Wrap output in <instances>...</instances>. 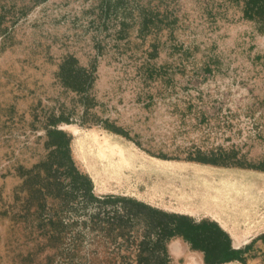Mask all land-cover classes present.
<instances>
[{
  "label": "rangeland",
  "instance_id": "rangeland-1",
  "mask_svg": "<svg viewBox=\"0 0 264 264\" xmlns=\"http://www.w3.org/2000/svg\"><path fill=\"white\" fill-rule=\"evenodd\" d=\"M243 9V0H0V264H160L158 218L103 198L198 221L210 215L178 199L188 183L205 188L198 171L224 175L252 221L264 216V17ZM51 127L69 136L98 199L49 154ZM214 203L206 195L202 205ZM226 226L246 251L225 264H264V233L250 240L248 222ZM164 244L169 264L191 253L206 264L181 236Z\"/></svg>",
  "mask_w": 264,
  "mask_h": 264
},
{
  "label": "trees",
  "instance_id": "trees-1",
  "mask_svg": "<svg viewBox=\"0 0 264 264\" xmlns=\"http://www.w3.org/2000/svg\"><path fill=\"white\" fill-rule=\"evenodd\" d=\"M244 16L247 18L264 17V0H243ZM106 127L116 133L124 134L115 126ZM48 139L46 144L52 146L49 154L58 159L57 164L64 166L65 171L79 177L84 192L92 199H98L92 192L91 179L80 172L76 167L70 152V138L62 129L51 127L47 131ZM125 135V134H124ZM215 163L214 161H211ZM130 201L133 206L143 208L150 216L157 217L155 227L159 229L155 245L161 248L160 264H169V254L165 247V242L172 236H181L190 243L194 249L202 250L203 260L206 264L223 263L231 260L242 261L241 253L246 249H234L231 246L227 232L221 228L217 222L209 219L198 221L191 219L184 213L167 212L155 206L144 203L140 200L125 196L106 194L103 200ZM131 205V206H132ZM125 206V205H124Z\"/></svg>",
  "mask_w": 264,
  "mask_h": 264
},
{
  "label": "bare ground",
  "instance_id": "bare-ground-1",
  "mask_svg": "<svg viewBox=\"0 0 264 264\" xmlns=\"http://www.w3.org/2000/svg\"><path fill=\"white\" fill-rule=\"evenodd\" d=\"M197 171V170H196ZM195 175L194 178H200L203 180L209 181L206 184H203L205 187L202 190L196 191L194 189L195 185H191L190 183L186 184L183 188L180 189V197L178 198L180 201V205L185 208V209H191L193 211L201 212L202 210L206 211H215L225 213L227 209H232V214L235 215V217L240 216L241 214H247L245 211L244 204H242V197L240 194L233 190H225V186L223 184H226L227 181L225 179H217L218 177H221L219 172H213V174H210V172H203V171H198L193 173ZM224 177V175H222ZM221 177V178H222ZM236 179L235 181L237 183H240L241 179L239 177H233ZM239 185V184H237ZM178 192V196H179ZM206 195L209 196V198L215 202L214 209H206L204 208V202L206 199ZM177 199V198H175ZM203 204V205H202ZM195 209H200L195 210ZM260 211V208L258 209ZM237 221H239V218H236ZM173 249H179L180 244L177 240L173 242ZM172 250V246H171ZM230 261L223 262L222 264L229 263ZM201 263V257L200 253H191L187 255L186 261L184 264H200Z\"/></svg>",
  "mask_w": 264,
  "mask_h": 264
},
{
  "label": "crops",
  "instance_id": "crops-1",
  "mask_svg": "<svg viewBox=\"0 0 264 264\" xmlns=\"http://www.w3.org/2000/svg\"><path fill=\"white\" fill-rule=\"evenodd\" d=\"M241 183V182H240ZM242 187V186H241ZM242 188H246V187H242ZM240 195H243V193L241 192H238ZM244 199V198H243ZM242 204H244V207H245V211L247 212V214L250 216V219H246V218H242L241 220V217L243 216H246L247 214H241L240 216L237 215V217H235V215L232 214V209H227L225 211V213H215V211H206V210H202L201 212H204L206 213L207 215H210V216H206L204 217L205 219H209V220H213L215 222L218 223V225L223 228L227 233H228V236L229 238L231 239V246L232 248L234 249H239L241 248L240 244H238L237 242L235 241H238L240 239V236L236 235V234H232V232L230 230H228L226 224H228L229 226L231 225V222L233 223V225H236L237 228L235 229H239L240 225H241V221H244V222H248L249 223V227L246 228L247 230H250L252 231L250 234H247L246 236H242V237H247L249 238L250 240L251 239H254V238H257L259 237V235L263 234L264 233V216L258 218L254 221H252V214H254V211L252 213V204L250 205L246 200H242ZM225 214H232V216H234L233 218L235 219H231V218H228V220H226L227 218L224 216ZM226 218V219H225ZM236 218H239L240 220L237 221ZM226 221H228V223H225ZM231 229L234 230L233 227H231Z\"/></svg>",
  "mask_w": 264,
  "mask_h": 264
}]
</instances>
